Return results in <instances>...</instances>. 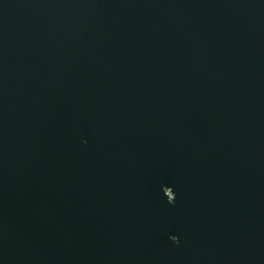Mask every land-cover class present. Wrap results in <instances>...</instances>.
Returning a JSON list of instances; mask_svg holds the SVG:
<instances>
[{"label": "water", "instance_id": "obj_1", "mask_svg": "<svg viewBox=\"0 0 264 264\" xmlns=\"http://www.w3.org/2000/svg\"><path fill=\"white\" fill-rule=\"evenodd\" d=\"M0 264H264V0H0Z\"/></svg>", "mask_w": 264, "mask_h": 264}, {"label": "clouds", "instance_id": "obj_2", "mask_svg": "<svg viewBox=\"0 0 264 264\" xmlns=\"http://www.w3.org/2000/svg\"><path fill=\"white\" fill-rule=\"evenodd\" d=\"M171 239H172L173 243L176 242V238L175 237H172Z\"/></svg>", "mask_w": 264, "mask_h": 264}]
</instances>
